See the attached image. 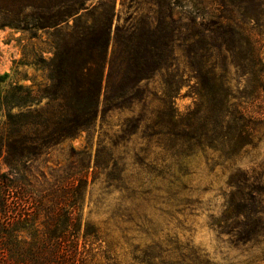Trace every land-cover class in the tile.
I'll return each instance as SVG.
<instances>
[{
	"label": "trees",
	"instance_id": "1",
	"mask_svg": "<svg viewBox=\"0 0 264 264\" xmlns=\"http://www.w3.org/2000/svg\"><path fill=\"white\" fill-rule=\"evenodd\" d=\"M255 1L148 0L144 14L143 0H129L133 12L124 18L118 4L128 0H0V26L25 29L33 37L39 30L51 31L53 54L36 63L45 71V82L0 86V160L9 168L0 171V264H88L98 256L106 264H121L108 230L86 217L84 208L89 187L101 175L106 174L109 189H127L129 171L117 148L140 131L144 142L131 166L151 183L138 182L136 201L183 187L195 160L217 154L214 165L230 169L217 226L237 244L263 245L264 171L252 174L236 165L247 148L257 146L264 119L238 102L264 95V63L251 35L258 16L252 11ZM257 5L263 16L264 0ZM239 30L249 35L247 51L257 60L235 65L248 75L247 91L236 96L228 73L219 76L206 56L210 48L235 50ZM178 52L198 60L190 65L198 100L184 114L175 101L186 74L170 72ZM223 64L226 71L229 65ZM157 75L167 88L155 94L159 105L152 117L135 118L115 133L117 140L100 141L94 151L89 142L100 116L143 99L149 93L145 83ZM84 132L88 145L72 148L66 165L36 173L35 162L49 161L54 148ZM163 182L166 188L160 187ZM134 212L148 217L146 210ZM138 232L148 234L142 226ZM133 261L215 264L179 241L165 251L154 241Z\"/></svg>",
	"mask_w": 264,
	"mask_h": 264
},
{
	"label": "rangeland",
	"instance_id": "2",
	"mask_svg": "<svg viewBox=\"0 0 264 264\" xmlns=\"http://www.w3.org/2000/svg\"><path fill=\"white\" fill-rule=\"evenodd\" d=\"M146 1L148 0H143L141 6L143 9L141 13L144 14L149 13ZM257 1L252 4V11L258 16L253 23L255 28L252 29L251 35L257 43L264 63V15H260L261 10ZM118 6L123 10L124 18L131 16L133 9L129 7V0L125 6L122 7L120 4ZM50 32L39 30L36 37H33L32 33L25 29L0 26V79H4L0 82V86L15 81L27 84L46 81L45 71L36 63L40 59L49 60L53 55ZM238 32L237 41L234 43L237 46L235 50L219 51L218 48H210L207 53L210 57L206 56L210 65L218 66L219 76L228 73L233 83L232 91L236 96L247 91L245 84L247 85L248 75L243 74L235 65L257 60L253 56L250 57L247 51V38H249L247 32L242 30ZM178 54V60L171 67L170 72L179 71L186 74L184 86L178 90L175 101L179 113L184 114L188 109L193 108L198 100V81L194 78L196 75L194 68L190 66L198 60H190L184 57L182 52ZM223 63L229 65L226 71L221 68ZM145 84L149 93L143 99L125 109H113L107 113L105 119H101L100 116L97 132L92 134L89 142L94 151L100 147L98 145L100 141L102 144H112L116 139L115 133H118L122 127L128 128L127 125H131V121L135 118L141 115L152 117L159 105L155 94L160 96L164 93L167 84L162 81L161 75H157ZM238 102H241L242 107L251 115L257 117L260 114L264 115V95L256 101L239 100ZM258 128L255 141L257 146L247 148L236 159L237 166L252 174L253 171L257 173L264 171V119ZM88 135L84 132L75 139L54 148L48 157L49 161L42 159L34 163L36 173L48 172L51 167L57 165H66L72 148L83 150L88 145ZM143 142L140 131L131 137L129 143H121L117 148L120 157L125 158L129 171L126 173L127 189L120 191L114 190V187L109 189L106 174L101 175L89 187L84 208L86 217L108 230L111 235L109 239L120 257L121 264H134L133 257L154 241L161 245L163 251L173 250L177 241L179 245L191 244L215 264H264V243L263 245L237 244L231 234L221 233L217 226V219L221 217L225 207L227 182L230 178V169L216 166L211 160L217 161V154L202 155L195 160L188 168L189 173L184 178L183 187L167 192L154 191L145 196L146 200L136 201L134 193L138 182L142 181L147 186L151 183L147 175L139 176L138 171L135 172L131 166ZM230 164L225 166L229 168ZM8 170L4 160H0V171ZM160 187L166 188L164 182ZM107 192L109 194H106ZM136 209L146 210L148 217H138L134 212ZM140 226L148 230V234L138 232ZM106 263L105 259L98 256L92 258L88 264Z\"/></svg>",
	"mask_w": 264,
	"mask_h": 264
}]
</instances>
